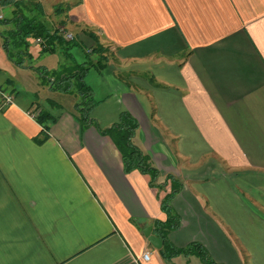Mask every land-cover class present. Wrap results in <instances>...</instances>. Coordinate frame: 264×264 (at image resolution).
<instances>
[{"label": "crops", "instance_id": "0c3cea01", "mask_svg": "<svg viewBox=\"0 0 264 264\" xmlns=\"http://www.w3.org/2000/svg\"><path fill=\"white\" fill-rule=\"evenodd\" d=\"M63 3L57 28L75 34V61L92 65L98 127L82 125L77 96L35 70L69 64L60 47L43 54L31 39L19 67L3 47L13 24L0 25V92L15 100L0 95V264H204L165 259L144 235L167 220L169 175L183 184L171 202L174 246L199 243L217 264H264V0ZM89 34L110 48L103 67ZM42 110L57 117L47 138ZM123 112L139 124L133 142L158 186L126 173L101 133Z\"/></svg>", "mask_w": 264, "mask_h": 264}, {"label": "trees", "instance_id": "16d2710c", "mask_svg": "<svg viewBox=\"0 0 264 264\" xmlns=\"http://www.w3.org/2000/svg\"><path fill=\"white\" fill-rule=\"evenodd\" d=\"M3 6H12V17L0 21V25L13 24V28L5 32L3 36V47L11 61L17 66L24 67L27 59H31L30 46L31 39L41 38L43 43L40 44L42 53H54L58 47L63 51L69 64L63 65L59 70L49 71L44 67L35 68L42 82L49 86L52 91L63 94H74L78 101L75 110L79 114V120L82 125H95V120L91 117V112L98 105L93 96V90L87 83L86 78L91 68L88 62L78 63L70 54V50L80 46L76 40H66L60 33L59 29L53 30L46 20L44 6L41 2H30L24 0H2ZM95 39L94 34H89ZM103 48L98 45L93 49V53L99 57V65L104 66L105 57ZM49 104L56 109L61 107L53 101ZM37 121L44 128V138L48 137L51 125L57 121V117L51 112L41 111L37 116ZM139 127L137 120L128 112L120 115L119 122L113 126L101 130V133L110 137L118 151L120 152L126 173L139 170L144 174L151 176V185L158 186V170L151 166L148 156L134 144L133 138ZM170 182L171 192L162 201V210L167 214L165 222H155V234L163 242L160 250L162 257L172 259L184 255H195L199 257L204 264H217L208 254L206 249L199 243H193L185 248L174 246L168 235L180 226L179 217L173 212L171 207L172 200L183 189V184L173 175L166 178L165 184Z\"/></svg>", "mask_w": 264, "mask_h": 264}, {"label": "rangeland", "instance_id": "374dc122", "mask_svg": "<svg viewBox=\"0 0 264 264\" xmlns=\"http://www.w3.org/2000/svg\"><path fill=\"white\" fill-rule=\"evenodd\" d=\"M24 2H26L28 4L30 2H41V3H43L44 4V8H45L46 20L48 21L49 26L53 30L58 29L57 25L61 24L60 21L64 20L63 17L65 15V13L67 12V10L65 9L63 0H24ZM13 10H14V7H12V6L11 7L10 6H4L3 13L6 16L5 19L12 17V11ZM55 20H57L58 22L55 21ZM60 33H61V30H60ZM73 35H75V34L73 33ZM94 40L96 42L95 48L98 45H100L103 48V51H104L102 56H104L106 58L105 60H107V55L109 56L110 48H108V47L104 46L103 44H101L99 39L96 37V35H95V39ZM93 49L91 50L90 54H94L93 53Z\"/></svg>", "mask_w": 264, "mask_h": 264}, {"label": "built area", "instance_id": "2783aa9c", "mask_svg": "<svg viewBox=\"0 0 264 264\" xmlns=\"http://www.w3.org/2000/svg\"><path fill=\"white\" fill-rule=\"evenodd\" d=\"M3 20H5V15H4V13H3L2 0H0V21H3ZM61 34H62L67 40H74V38H75V36H74L72 33L68 32V31H66V30H64V29L61 30ZM42 43H43V41H42L41 38H37V39H35V44L40 45V44H42ZM0 95H1V97L3 98V103H4L5 106H9V105L14 104L15 100H14V97H13V96L6 95V94L1 93V92H0ZM143 258H144L145 260H149V258H150V257H149V254H148V253H145V254L143 255Z\"/></svg>", "mask_w": 264, "mask_h": 264}, {"label": "water", "instance_id": "95a60500", "mask_svg": "<svg viewBox=\"0 0 264 264\" xmlns=\"http://www.w3.org/2000/svg\"><path fill=\"white\" fill-rule=\"evenodd\" d=\"M144 235L155 248L161 249L163 247L162 240L159 237H157L156 235L152 234V227H148L144 231Z\"/></svg>", "mask_w": 264, "mask_h": 264}]
</instances>
